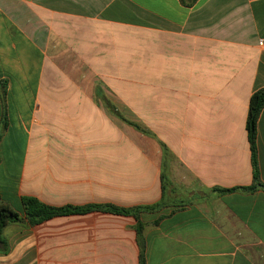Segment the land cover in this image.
<instances>
[{
  "label": "crops",
  "instance_id": "0c3cea01",
  "mask_svg": "<svg viewBox=\"0 0 264 264\" xmlns=\"http://www.w3.org/2000/svg\"><path fill=\"white\" fill-rule=\"evenodd\" d=\"M259 90L264 0H0L2 200L24 141L18 212L162 204L140 239L104 211L10 224L0 264H264V190L216 191L253 185ZM256 158L264 184V108Z\"/></svg>",
  "mask_w": 264,
  "mask_h": 264
},
{
  "label": "trees",
  "instance_id": "16d2710c",
  "mask_svg": "<svg viewBox=\"0 0 264 264\" xmlns=\"http://www.w3.org/2000/svg\"><path fill=\"white\" fill-rule=\"evenodd\" d=\"M263 108H264V90H259L255 92L250 99L248 117L246 122V129H247L248 139L252 152V162L254 168L253 185L248 188H234V189L216 190V191L224 193V192H232L236 190H243L248 192H253L257 189L264 190V184L260 180L257 158H256L257 123ZM129 124L135 126L136 128H139V126L134 125L130 122ZM21 202H22V212H18L15 209H13L8 203L4 202L0 196V245L5 244V240L3 238V231L5 227H7L10 224L26 220L29 224L36 225L38 223L52 219L57 216L82 214L91 211H104V212L120 214V215H131L135 217V219L137 220L136 230L140 239L145 227L144 223L141 221L140 214L156 211L157 209H159V207L162 206V204H157L154 206H144V207H135V208H121L114 205H106V206L90 205L85 207H73V206L53 207L46 205L41 201H39L37 198L31 196H23ZM141 248L142 251L140 255V264H146L145 247L141 245Z\"/></svg>",
  "mask_w": 264,
  "mask_h": 264
},
{
  "label": "rangeland",
  "instance_id": "374dc122",
  "mask_svg": "<svg viewBox=\"0 0 264 264\" xmlns=\"http://www.w3.org/2000/svg\"><path fill=\"white\" fill-rule=\"evenodd\" d=\"M124 119V118H123ZM122 123V122H121ZM120 125V123H119ZM24 143V141H22ZM21 145L19 147V151H18V155L15 158L16 162L11 165L10 168V178L8 179V181L6 182V194L7 197H10L11 199H9L10 203H8L13 209H14V203H15V198H13V196L15 195V190H16V186L15 183L17 182V178L19 177L20 171H21V165H22V159H23V154H24V146ZM5 169V166H3V168L1 169L0 172V179L2 180V171ZM3 181V180H2Z\"/></svg>",
  "mask_w": 264,
  "mask_h": 264
}]
</instances>
